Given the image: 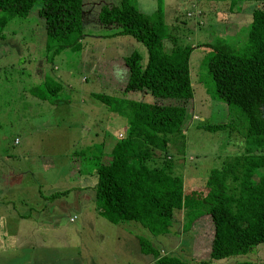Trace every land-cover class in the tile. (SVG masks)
<instances>
[{
  "label": "rangeland",
  "instance_id": "rangeland-1",
  "mask_svg": "<svg viewBox=\"0 0 264 264\" xmlns=\"http://www.w3.org/2000/svg\"><path fill=\"white\" fill-rule=\"evenodd\" d=\"M134 1L142 13L157 9V0ZM121 2L83 0L85 37L80 51L46 54L45 23L37 15L39 3L28 17L12 18L0 29V264H151L152 256L141 253L138 237L146 238L162 254L179 256L190 264L264 260L261 243L246 254L209 261L213 225L208 216L188 231L183 230L186 221L181 216L171 235L154 236L136 221L113 224L96 213L95 160H82L76 154L100 152L103 137L116 136L126 118L92 94L105 93L118 101L154 99L150 94L122 93L120 89L126 72L122 59L136 51L142 65L148 60L141 42L130 35H114L117 28L102 27L97 21L101 5ZM163 2L165 21L178 44L193 47L190 111L198 120L185 131V155L176 167L185 189L204 183L209 172L242 145L238 129L197 127L240 117L237 108L230 109L213 96L207 66L212 48L206 43L214 45L218 37L222 44H244L252 12L264 3L245 1L241 11L230 16L237 27L226 24L224 28L220 19L224 21L223 12L229 14L226 5L212 0ZM192 11L195 14L188 16ZM233 32L240 35L234 38ZM45 79L61 85L57 105L31 92ZM178 160L176 155L174 162ZM64 190L68 192L53 197Z\"/></svg>",
  "mask_w": 264,
  "mask_h": 264
},
{
  "label": "trees",
  "instance_id": "trees-1",
  "mask_svg": "<svg viewBox=\"0 0 264 264\" xmlns=\"http://www.w3.org/2000/svg\"><path fill=\"white\" fill-rule=\"evenodd\" d=\"M212 1L228 7L229 14L223 12L224 21L220 19L224 28L226 24L236 26L230 16L241 11L245 1L264 3ZM38 3L37 15L45 23L46 54L80 51L85 37L83 0H0V29L12 18L28 17ZM97 21L102 27L117 28L114 35H130L146 47L145 65L136 51L122 59L126 72L120 89L122 93L150 94L154 99L118 101L105 93L92 94L126 118L117 137H103L100 152L76 154L82 160H95L96 213L113 224L136 221L154 236L171 235L181 216L186 221L184 231L208 216L213 225L207 250L211 262L246 254L264 243V7L253 10L244 44H222L218 37L214 45L206 43L212 48L207 66L213 96L229 108H237L240 117L197 127L209 131L238 129L242 145L236 154L224 157L204 183L185 189L176 167L184 159L185 131L198 120L190 111L193 91L189 58L193 47L178 44L165 21L163 0H157V9L151 14L142 13L134 0L104 4ZM239 35L232 34L234 38ZM59 90V83L45 79L31 92L57 105ZM176 155L180 160L175 163ZM67 192H57L53 197ZM138 242L141 253L152 256L151 264H190L179 256L162 254L144 237H138ZM236 264H264V260Z\"/></svg>",
  "mask_w": 264,
  "mask_h": 264
},
{
  "label": "crops",
  "instance_id": "crops-1",
  "mask_svg": "<svg viewBox=\"0 0 264 264\" xmlns=\"http://www.w3.org/2000/svg\"><path fill=\"white\" fill-rule=\"evenodd\" d=\"M234 28H236V26Z\"/></svg>",
  "mask_w": 264,
  "mask_h": 264
}]
</instances>
